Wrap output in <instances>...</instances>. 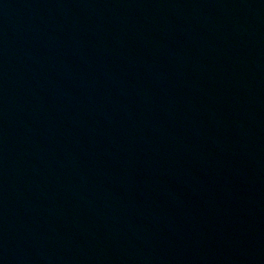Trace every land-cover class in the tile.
I'll return each mask as SVG.
<instances>
[{
	"label": "water",
	"instance_id": "water-1",
	"mask_svg": "<svg viewBox=\"0 0 264 264\" xmlns=\"http://www.w3.org/2000/svg\"><path fill=\"white\" fill-rule=\"evenodd\" d=\"M0 264H264V0H0Z\"/></svg>",
	"mask_w": 264,
	"mask_h": 264
}]
</instances>
